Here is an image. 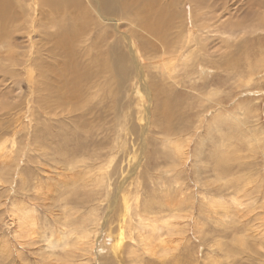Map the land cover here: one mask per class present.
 I'll list each match as a JSON object with an SVG mask.
<instances>
[{
    "label": "bare ground",
    "instance_id": "obj_1",
    "mask_svg": "<svg viewBox=\"0 0 264 264\" xmlns=\"http://www.w3.org/2000/svg\"><path fill=\"white\" fill-rule=\"evenodd\" d=\"M188 1L195 3L200 9L208 7L207 0ZM31 2L30 7L35 14V18L31 19V26L42 27L40 49L46 50L40 67L42 91L45 92L42 103L46 105L47 109L53 105L51 114L54 113L60 118H74L76 124L70 130V135L72 137L76 135L74 138H85L87 143H78L77 146H73V149L70 146L71 148L68 150L60 146L57 151L60 156V159L57 158L59 161L54 166L43 165L42 167L45 176L43 175L42 180L38 179L36 195L40 197L41 201H45L44 204L50 203V206L54 204L53 202H58L57 205L60 209L54 214H57L58 217H56L59 221L56 224L57 231H54L56 233L51 231L52 233L48 232V234L47 229L41 230L35 215L36 208L19 201L11 211L15 239L21 243H28L40 237L45 241V247L51 250L50 255L55 257L54 252L59 249L61 252H66V255L72 251L76 258L75 254L79 251L77 255L81 259L86 254L83 252L89 251L90 248L93 249L101 238L111 239L113 237L115 239L113 249L111 247L106 249L104 244L108 240L104 239L98 245L97 252H102L105 257L113 252L114 258H119L120 255H117L116 248H120L126 242L127 257H130L134 264L141 261L143 255L147 256V262L150 263H154L156 258L160 261L169 260L176 255L178 250L182 249H185L187 252L185 256H188L191 253V247L188 245L191 239L189 236L190 225L194 238L200 241L201 237L205 235L206 225L210 222L225 228L224 230L229 229L233 235L242 230L239 225L245 224V230L250 232L247 236H251L256 230L251 231L250 226L256 219L262 218V225L257 234L260 239L264 240V216H256L255 213L257 209L264 210V204L259 206V199L264 196V187L262 188L260 185V181L263 180L259 179L254 184V180L249 177L232 178L237 172L245 171L247 161H245L244 149L253 152L260 149L264 157V148L261 147V141H264L262 139L264 130H260L262 129L260 123L256 121L257 119H253L260 114L258 108H253L251 101L248 105L243 102L244 105H239L235 109L224 106L222 102L216 103L217 109L215 107L214 110L216 112L205 123L203 136L197 141L198 145L195 147L193 144L195 148L193 154L191 153L193 143H191V135L181 136L185 134V130L182 128L181 131L177 127L178 130L169 122L173 111L163 109L161 113L165 118V124L158 125L159 119L155 118V111H151L147 106L148 119L145 117L140 134L142 140L145 141L157 120L156 125L159 127V132L165 134L162 137L164 143L161 142L163 147L169 150V159L167 158L169 168L165 170L159 171L161 168H158L160 167L157 165L158 163L154 165L156 161L154 156L151 159L154 160L151 163L152 167H148L150 158H147V161L144 159L146 157L145 143L141 148H139L140 144L132 147L128 145L130 140L128 141L127 137L133 135V132H131V125L127 121L119 119L120 113L117 130L114 131V141L98 139L99 141L92 142L94 134L91 130L96 132L101 128L94 125V107H90L88 104L92 101L83 102L85 95L83 96L82 90L86 93V90L90 89V83L100 76V71L95 69L91 74L87 72L85 75L79 72L80 52L76 49L82 46L86 40L93 39L94 31L90 30L93 26L97 25L96 27L101 28L100 37L103 32V36L106 37L105 28L107 26H113L120 31L121 26L130 24L133 21L130 16L134 17L137 7L136 2L131 0H31ZM258 3L261 5L262 0H259ZM9 7L10 0H0V42L7 41L5 29H9L12 19ZM144 9L145 6L142 8L138 6L139 15L146 13ZM195 21L197 22V20ZM100 23L105 27L102 28ZM197 26L199 29L198 24ZM189 31L186 36L188 41L193 35L192 30ZM151 32L148 29L143 31L144 34H151ZM126 39L132 62L140 79L139 85L133 90L138 91L139 88L141 92L138 94L141 93L143 96L145 93L151 101L153 93L158 90V87L155 83H149L147 79V68L144 66L145 62L141 60L144 55L135 35L128 34ZM156 39L158 41L155 43V53L150 52V47L147 50L150 68L158 71L161 76L170 77L176 70L178 63L176 60L183 55L181 36L178 33L173 39ZM148 41L150 44H154V42ZM92 42L93 44L88 46L87 54L84 52V55L99 63L106 54L103 49L100 50L101 46L103 48L104 42L98 39H93ZM149 43L145 45L142 42V47H148ZM92 51L97 52L91 55ZM123 56L121 52L114 56L117 94L121 91L122 80L129 77L123 66ZM262 56L264 55L262 54ZM262 56L260 54V57L254 62H248L249 72H247L244 86L250 85L253 79L256 80L264 72V57ZM106 70L103 68V73ZM29 71L32 73V68H29ZM243 77L244 75L241 78L243 79ZM82 81L84 82L81 83ZM107 86L109 87L108 84ZM210 92L209 94L212 93ZM260 92L263 93V91ZM215 93L218 92L215 90ZM111 96L113 98V95ZM207 99L209 100V98ZM49 102L52 103L49 104ZM119 109L121 110L120 107ZM250 114L253 119L252 125L248 123V121L251 122L248 119ZM208 142L211 144V149H207L205 145ZM94 146L98 148L94 149ZM204 147L209 150L205 158L202 157L206 151H204ZM5 148L3 147L1 150L3 151ZM9 153L8 151L0 154L2 162L7 166L12 162L10 159H13V155L9 156ZM190 160L197 172L195 178L199 183L196 185V187L198 186L197 194L192 189L188 192V187L186 190L185 182L182 181L183 175L180 169L184 167L185 170ZM143 167L146 169L142 170ZM237 167L241 169L235 172ZM200 168H202V172H200ZM154 169L156 172L152 171ZM204 173L207 175H202ZM145 179L151 181L152 185L149 188L144 186L143 180ZM25 183H27L26 179L22 176L21 184L24 186ZM84 191H87V206L80 204L81 209L76 210L74 206H71L75 201H73V196L81 195ZM89 195L92 200L89 199ZM79 198L82 199V197ZM120 200L122 201L121 208L119 207L120 210L115 213L116 205ZM105 206L108 210L104 218H100L99 208H105ZM77 207L79 208V206ZM263 240L262 247L264 248ZM21 254L25 255L26 250ZM208 254L211 263L216 264L220 261L221 264V260H216V257H213V252H208ZM60 256L63 257V255ZM181 258L176 257L173 263L178 264L181 262ZM53 261L51 260V263ZM66 263L68 264V262Z\"/></svg>",
    "mask_w": 264,
    "mask_h": 264
},
{
    "label": "rangeland",
    "instance_id": "obj_2",
    "mask_svg": "<svg viewBox=\"0 0 264 264\" xmlns=\"http://www.w3.org/2000/svg\"><path fill=\"white\" fill-rule=\"evenodd\" d=\"M131 1H135V5H137L134 17L130 16L133 21L121 26L120 31L113 26H107L105 28L107 36L104 37L103 32L100 37L101 28L96 27L97 23L94 24L96 26L90 28L94 31L93 39L104 42V46L103 48L101 46L100 50L103 49L106 54L101 59L99 58V63L84 55V52L87 54L88 46L93 44V39L86 40L82 46L76 49L80 52L79 72L85 75L87 72L91 74L95 69L100 71V76L90 83V89H87L86 93L82 90L83 96L85 95L83 102L92 101L88 104L90 107H94V125L96 124L102 129H97L96 132L90 129L94 134L92 142L99 141L98 139H104L108 142L114 141V131L117 130L120 113L119 119L127 121L131 125V132H133V135L127 137L129 138L128 141L130 140L128 145L132 147L140 144L139 148H141L145 143L146 157L144 156V159L147 161V158H150L148 159V161L150 160L148 167H152L151 163L154 160L151 159L154 156L156 159L154 165L158 163L157 165L160 167H157L161 168L160 171L169 168V161H167L169 150L163 147L162 137L165 134L159 132V127L156 125L157 120L154 123L156 127L153 126L150 135H147L145 141L142 140L141 125H144L145 117L148 119L147 106L151 111H155V118L159 119L158 125L165 124V118L161 113L163 109L173 111L169 122L174 128L185 130V134L181 136L191 135V143L193 142L191 153L195 150L194 145L195 147L198 145V139L203 136L205 123L216 112L214 111L217 106L216 103L219 102L228 108L235 109L239 105H244L243 102L248 105L251 101L253 108H258V113L260 112L253 119H257L256 121L262 127L260 130H264V72L256 80L253 79L250 85L244 86L247 72H249L248 64L250 61L254 62L258 59L260 54L261 56L264 55V0H262L261 5L257 4L259 0H237V2H235L236 0H205L208 7L203 9L188 0ZM31 3V0H10L9 9L11 8L12 19L9 23V29H5L7 41L0 42V154L9 151V156L13 155V159H10L12 162L8 166L2 162L0 157V264H67L66 262L68 264H99V262L101 264H134L131 262L132 259L127 257L126 242L120 248H116L120 259L114 258L113 252L106 257L102 252H97L98 245L104 239L108 240L104 244L106 249H110L108 247L113 249L115 246L113 237L111 239L101 238L93 249L90 248L89 251L83 252L86 254L81 259L77 255L79 251L75 254L78 258H75L72 251L69 252L70 254L68 253V256L66 252H61L59 249L54 252L55 257L57 256L55 258L50 255L51 250L45 247V241L40 237L28 243H21L14 237L15 228L11 221V211L19 201L36 208V212H34L41 230L47 229V233H56L54 231H57L56 224L59 221L57 214H54L59 211L60 207L57 205V201L53 202L56 203L55 206L53 203L50 206L48 202V204H44L45 201L42 200V202L40 197L36 195L38 179L42 180V177L45 176L42 169L43 165L54 166L59 161L60 156L57 151L60 146L68 150L71 148L70 146L73 149V146H77L78 143L86 142L85 138H74L76 135L73 137L70 135V130L76 124L74 118L62 117V119L54 113L51 114L53 105L47 109L46 105L42 103L45 92L42 91L40 67L46 50L40 49L42 27L34 28L31 26V19L35 18L30 7ZM138 6L141 8L145 6L146 13L144 15H139ZM93 16L95 17L94 14ZM99 25L102 26L101 23ZM104 27L102 26V28ZM147 29L152 31L151 34L143 33ZM189 30H192L193 35L188 41L186 36L190 32ZM178 33L183 44V55L176 60V62L178 61L176 70L170 77L161 76L158 71L150 68L147 50L150 47V52L155 53L154 47L158 41L156 38L173 39ZM128 34L135 35L139 42L144 55L141 60L145 62L144 66L147 68L149 83H155L158 87V90L154 91L151 101L145 93L143 96L141 93L138 94L141 92L139 88L138 91L133 90L139 85L140 79L129 52L126 39ZM155 35L156 37H154ZM148 40L154 44H150ZM142 42L145 45L149 43V46L143 48ZM95 52L97 51H92L91 55H94ZM118 52L124 55L123 66L129 75L127 79L122 80L119 94H117L116 88L117 77L114 74V56ZM29 68H32V73H30ZM103 68L107 69L105 73H103ZM202 68L204 69L202 70ZM242 75H244L243 79L241 78ZM215 90L218 92L217 94ZM251 114L248 119L252 122ZM251 122L248 121L252 125L253 122ZM262 139L264 140L263 137ZM261 144V147L264 148V141H261ZM205 145L207 149H211L210 142ZM3 147H6V151L5 149L1 150ZM97 148L94 146V149ZM260 151V149H257L256 152L244 149L245 161H247L244 168L246 172L239 171L241 168L237 167L235 172H239L234 174L232 178L249 177L254 180V184L260 179L263 180L260 181L263 188L264 157ZM204 153L202 157L205 158L209 150ZM143 168L142 170L146 169V167ZM186 168L185 170L184 167L180 169L183 175L182 181L185 182V189L187 190L188 187V192L192 189L197 194L198 186L196 187V185L199 183L195 180L197 172L191 160ZM155 170L152 171L156 172ZM200 172H202V168H200ZM202 175H207V173ZM22 176L27 182L24 186L21 184ZM143 183L148 188L152 185L150 184L151 181L146 179L143 180ZM86 199L87 191L81 195L76 194L73 196V201H75L71 202V206H74L76 210L81 209L80 204L87 206ZM89 199L92 200L90 195ZM259 201V206L264 204V196L260 197ZM120 203H122L121 200L116 205L115 213L120 210ZM99 209L100 218H104L108 209L106 206ZM255 213L256 216H264L262 209H257ZM48 215L53 216L49 217ZM261 222L262 218L256 219L250 226L251 231L256 230L251 236H247L250 232L245 230V224L240 223L242 226L239 225V227L242 230L233 235L229 229L224 230L225 228L210 222L206 225L205 235L201 237L202 239L200 238V241L194 238L190 225L189 236L191 239L188 245L191 247V253L189 252L190 254L185 256L187 254L185 249H182L183 251L178 250L175 256L182 257L178 264H215L209 261L208 252H213V257H216V260H221V264H264L263 239H260L257 234L262 225ZM113 225L115 224L113 223ZM25 250L26 254H21ZM226 250L230 252L227 253ZM120 251L122 252L120 253ZM100 256L102 257L100 258ZM175 256L165 261L156 258L154 263H150L147 262V256L143 255L141 261L135 264H174ZM51 260L54 261L51 263ZM219 262L216 264H220Z\"/></svg>",
    "mask_w": 264,
    "mask_h": 264
}]
</instances>
